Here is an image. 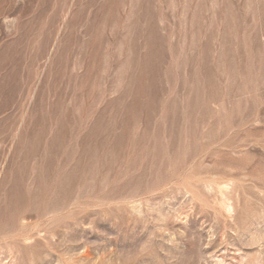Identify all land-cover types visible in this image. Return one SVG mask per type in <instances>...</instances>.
I'll return each instance as SVG.
<instances>
[{
  "label": "rangeland",
  "instance_id": "1",
  "mask_svg": "<svg viewBox=\"0 0 264 264\" xmlns=\"http://www.w3.org/2000/svg\"><path fill=\"white\" fill-rule=\"evenodd\" d=\"M0 264H264V0H0Z\"/></svg>",
  "mask_w": 264,
  "mask_h": 264
}]
</instances>
